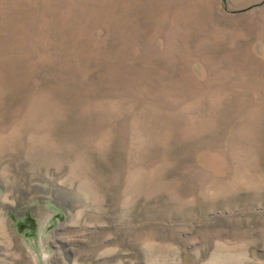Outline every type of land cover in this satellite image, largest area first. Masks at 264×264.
<instances>
[{"label": "rangeland", "instance_id": "1", "mask_svg": "<svg viewBox=\"0 0 264 264\" xmlns=\"http://www.w3.org/2000/svg\"><path fill=\"white\" fill-rule=\"evenodd\" d=\"M0 264H264V0H0Z\"/></svg>", "mask_w": 264, "mask_h": 264}]
</instances>
